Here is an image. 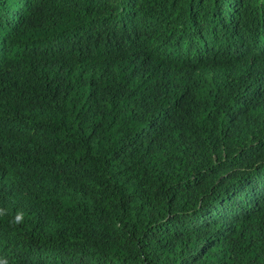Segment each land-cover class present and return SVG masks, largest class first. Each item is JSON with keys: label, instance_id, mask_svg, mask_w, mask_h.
Returning <instances> with one entry per match:
<instances>
[{"label": "trees", "instance_id": "1", "mask_svg": "<svg viewBox=\"0 0 264 264\" xmlns=\"http://www.w3.org/2000/svg\"><path fill=\"white\" fill-rule=\"evenodd\" d=\"M0 264H264V0H0Z\"/></svg>", "mask_w": 264, "mask_h": 264}, {"label": "clouds", "instance_id": "2", "mask_svg": "<svg viewBox=\"0 0 264 264\" xmlns=\"http://www.w3.org/2000/svg\"><path fill=\"white\" fill-rule=\"evenodd\" d=\"M16 222H21L23 220V213H20L16 216Z\"/></svg>", "mask_w": 264, "mask_h": 264}]
</instances>
